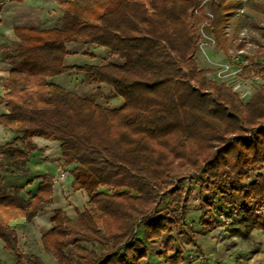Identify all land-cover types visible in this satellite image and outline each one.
Segmentation results:
<instances>
[{"label":"trees","instance_id":"trees-1","mask_svg":"<svg viewBox=\"0 0 264 264\" xmlns=\"http://www.w3.org/2000/svg\"><path fill=\"white\" fill-rule=\"evenodd\" d=\"M202 1H59L62 16L55 28L14 27L17 40L2 98L7 113L0 125L23 136L0 152L9 168L26 172L36 149L33 138L58 141L61 160L72 169L73 188L89 196L90 209L78 213L75 225L58 210L42 238L58 264H141L149 255L147 242L167 232L158 256L166 257V264H184L174 244L185 230L174 215L157 214L160 193L174 184V173L200 171L202 165L201 196L221 193L222 203L230 206L243 195L238 209L251 213L250 229L264 232V216L250 205L264 207V88L244 104L225 83L208 80L196 62L199 26L209 22L215 43L228 51L223 32L242 1H214L210 16ZM69 43L103 47L124 64L66 67ZM70 71L111 87L124 106L108 110L48 83ZM243 71L264 83V63L251 59ZM232 135L240 138L230 142ZM247 171L258 173L249 186L243 184ZM21 191L0 182V240L17 264H43L21 252L10 223L36 216L37 206L52 196L53 178L43 177L30 200ZM188 194L177 189L167 196L177 203ZM215 203L211 196L200 199L201 235L220 227ZM80 241L95 242L102 250L90 251ZM195 243L193 237L188 240Z\"/></svg>","mask_w":264,"mask_h":264},{"label":"crops","instance_id":"crops-1","mask_svg":"<svg viewBox=\"0 0 264 264\" xmlns=\"http://www.w3.org/2000/svg\"><path fill=\"white\" fill-rule=\"evenodd\" d=\"M59 1L67 0H0V116L7 113L2 98L6 94L4 86L12 69V48L17 40L14 27L24 26L41 31L55 28L62 16ZM66 49L67 56L64 61L66 67L102 66L108 63L124 64V60L112 56L110 51L103 47L69 43ZM74 75L89 82L83 75L70 71L64 75L49 78L48 83L59 85L74 93L71 89L75 84ZM98 85V88L103 87L102 90L110 94L111 100L116 104V109L124 106V100L111 87ZM22 136L0 125V149L8 144L16 143L17 139ZM33 144L36 149L26 162L27 171L4 173L3 182L1 179L0 182L8 187L22 189L21 195L26 200H30L38 191L43 177L53 178L52 196L49 201L37 206L36 216L31 220L20 218L12 221L10 225L18 235V244L22 253L38 256L43 264H58V261L44 250L42 238L53 228L52 219L58 210L67 216L71 225H75L78 221V213L90 209L89 196L84 190L73 188L74 177L71 167L65 165V169L70 168L69 173H66L69 176L64 180H59L60 165H64V162L61 160L62 152L58 141L35 137ZM3 159L4 156L0 152V168L4 163L8 168L7 160L4 159L3 163ZM23 189H29L32 192L31 195ZM232 225L224 230L217 228L207 235H201L199 232L192 236L196 240L195 244H188V241L186 243L176 241L174 248L177 251L176 244L183 245L179 251L184 255V264H264V232L255 228L250 229L249 222L232 223ZM219 233L224 234L220 241H217ZM166 234L169 237L170 233ZM154 245L153 255L158 258L160 264H166V257L158 256L163 252V244L161 248ZM174 254L175 251L169 252L168 256L171 257ZM189 257L195 260H189ZM0 260L3 264H17V257L5 250L2 240H0ZM147 261L148 259H144L141 263L146 264ZM23 264L26 263L23 262Z\"/></svg>","mask_w":264,"mask_h":264},{"label":"rangeland","instance_id":"rangeland-1","mask_svg":"<svg viewBox=\"0 0 264 264\" xmlns=\"http://www.w3.org/2000/svg\"><path fill=\"white\" fill-rule=\"evenodd\" d=\"M214 1L218 0L202 1L203 10L208 16H210V5ZM241 1L242 8L238 9L228 19V24L223 32V39L225 45L228 46V51H225L215 43L213 29L209 22H205L199 26L200 43L196 55V62L199 69L206 72V78L208 80L225 83L228 87L232 88V90L239 95L242 102L246 104L257 92L264 88V83L259 77H249L243 71V69L248 66L251 59L255 62L264 63V0ZM60 15H62L61 8ZM74 77L75 84L71 87L74 93L83 98L95 101L99 106L105 109H116V104L111 100L110 94L102 90L103 87L98 88V84L89 83L83 80L82 77H76L75 75ZM236 137L238 139L240 138V136L236 135L230 136L229 138L233 139L230 142L235 141L234 139ZM2 162L4 163L5 160L3 159ZM5 166L4 163L0 168L1 182H3L4 173H17V171L14 172L12 169ZM203 168L204 165H202L200 171L188 168L181 173H174V184L167 186V188L160 193L157 214H160V216L167 214L174 215L180 220L178 225L185 230L180 243H186L192 236L198 234L201 230L198 223L201 198L207 199L208 196H211L216 202L213 214L220 224V227L221 224H223V221L220 220L221 214H225L227 217L232 218L233 224L241 222H249L250 224L251 222V213L238 209L242 206L243 195H238L235 199H231L230 206H225L222 203L221 193L204 191L201 196ZM69 169H65V165H60L59 180H64V178L69 176L67 174L63 176L64 173H69ZM261 173H264V170ZM257 175L258 173L256 171H247L243 178V184L246 186L253 184ZM177 189L182 190L184 194L186 192H189V194L187 197H182V199L176 203L167 195ZM23 190L26 191L28 195L32 193L29 189ZM250 205L251 210L255 213L258 211L257 213L262 215L259 213L260 208L259 210L257 209L258 206L255 202L251 201ZM155 214L156 211L152 213V216ZM223 234L224 233H219L216 240L220 241ZM138 235L143 239L142 229L139 230ZM77 236L78 237H74L76 239H82L79 235ZM167 238L168 236L165 233V236L163 235L162 238L157 239L155 242H147L150 253L147 258L148 261L145 262L146 264H160L158 258L153 255L154 244H156L157 248H161V244H164ZM78 244L85 246V248L90 251L96 250L100 253L99 251L102 250V247L95 242L80 241ZM182 246V244L177 243L176 249L180 250ZM71 249H74V246H72ZM189 260H195V258L189 257Z\"/></svg>","mask_w":264,"mask_h":264},{"label":"built area","instance_id":"built-area-1","mask_svg":"<svg viewBox=\"0 0 264 264\" xmlns=\"http://www.w3.org/2000/svg\"><path fill=\"white\" fill-rule=\"evenodd\" d=\"M63 176H66V173H64ZM259 213L264 216V207L260 209ZM220 220L223 221V224H221V227H220L221 229H225L227 226L231 225V223L233 222L232 218L227 217L225 214L220 215Z\"/></svg>","mask_w":264,"mask_h":264}]
</instances>
